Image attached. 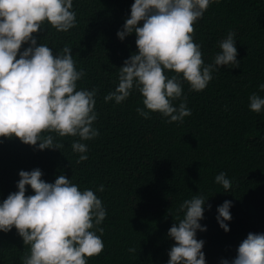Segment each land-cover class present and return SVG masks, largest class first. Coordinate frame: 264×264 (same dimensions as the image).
Returning <instances> with one entry per match:
<instances>
[{
  "label": "trees",
  "instance_id": "16d2710c",
  "mask_svg": "<svg viewBox=\"0 0 264 264\" xmlns=\"http://www.w3.org/2000/svg\"><path fill=\"white\" fill-rule=\"evenodd\" d=\"M133 3L73 0L76 27L58 32L46 23L33 34L37 46L47 44L54 54L66 45L72 48L77 70L86 73L77 90L98 89L93 127L99 135L80 141L52 133L54 143L64 147L45 150L19 138L0 137V203L18 191L21 170L39 168L48 183L65 175L81 191L93 190L107 212L100 225L104 250L88 258V264H167L175 243L168 230L183 218L177 209L183 201L203 195L207 200L200 224L206 231L198 230L196 238L204 241L206 264L231 262L249 233H264V111L257 114L249 108L251 94L264 98L259 88L264 84V0H219L194 25V40L201 45L205 64L213 63L221 51L219 42L234 31L240 67L221 66L200 92L190 91L182 80L191 110L182 123H167L158 112H149L147 119L139 115L138 108L149 110L135 89L120 104L104 101L118 86L119 68L138 53L135 33L123 41L117 36ZM29 46L22 45L20 51ZM75 141L88 148V159L80 163V154L71 147ZM221 172L232 183L229 191L215 182ZM100 185L103 192L98 191ZM26 187V195L35 194ZM226 200L232 202L228 232L216 219L218 206ZM26 252L29 246L15 227L0 232V264H22Z\"/></svg>",
  "mask_w": 264,
  "mask_h": 264
},
{
  "label": "clouds",
  "instance_id": "9594fccd",
  "mask_svg": "<svg viewBox=\"0 0 264 264\" xmlns=\"http://www.w3.org/2000/svg\"><path fill=\"white\" fill-rule=\"evenodd\" d=\"M218 2L134 0L130 18L117 36L123 41L135 33L138 53L119 68L118 86L104 101L120 104L135 89L149 110L138 108L139 115L147 119L149 112H158L168 118L167 123H182L191 115L182 80L190 85V91L200 92L221 66L240 67L234 31L219 42L221 51L212 64H205L201 45L194 40V25ZM72 9L73 0H0V137L19 138L24 144L45 150L64 147L54 143L52 133L62 138L79 137L80 141L99 135L93 127L98 116V89L77 90V82L86 73L77 70L72 48L66 45L54 54L47 44L37 46L33 35L46 23L58 32L76 27L77 13ZM24 44L30 46L21 52ZM259 88L264 91V84ZM178 99L183 102L176 107L173 101ZM249 102L251 111H264V98L258 94H251ZM71 147L80 154L77 163L88 159L85 143L75 141ZM42 176L39 168L19 171L18 191L0 203V232L8 233L15 227L23 244L29 246V252L21 256L22 264H88V258L104 250V229L100 225L107 212L101 199L91 189L81 191L65 175H59L54 183ZM215 182L225 191L232 187L224 172L215 177ZM26 186L35 194L26 195ZM98 191L103 192L104 185ZM206 200L203 195H195L177 209L183 218L168 230L175 243L168 252L167 264H206L204 241L196 238L198 230L206 231L200 224ZM231 206L232 202L226 200L217 208L216 219L225 232L230 230L226 221L232 219ZM221 264H264V233H249L235 258L231 262L223 259Z\"/></svg>",
  "mask_w": 264,
  "mask_h": 264
}]
</instances>
